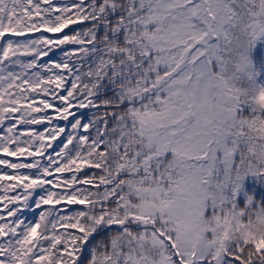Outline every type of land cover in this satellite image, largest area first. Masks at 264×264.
<instances>
[{"label":"snow or ice","instance_id":"1","mask_svg":"<svg viewBox=\"0 0 264 264\" xmlns=\"http://www.w3.org/2000/svg\"><path fill=\"white\" fill-rule=\"evenodd\" d=\"M261 37L264 0H0V264H264Z\"/></svg>","mask_w":264,"mask_h":264},{"label":"trees","instance_id":"2","mask_svg":"<svg viewBox=\"0 0 264 264\" xmlns=\"http://www.w3.org/2000/svg\"><path fill=\"white\" fill-rule=\"evenodd\" d=\"M70 30L71 29L66 30V31H70ZM257 43H264V37L259 38ZM244 183L253 187L254 189L259 190L260 192H264V183H262L259 180V178L249 176L245 178ZM256 199H259L261 200V203H264V198L260 197L259 195L256 196Z\"/></svg>","mask_w":264,"mask_h":264}]
</instances>
